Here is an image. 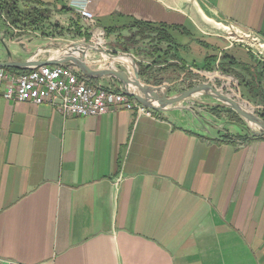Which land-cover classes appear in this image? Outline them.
<instances>
[{
	"label": "crops",
	"instance_id": "0c3cea01",
	"mask_svg": "<svg viewBox=\"0 0 264 264\" xmlns=\"http://www.w3.org/2000/svg\"><path fill=\"white\" fill-rule=\"evenodd\" d=\"M34 2L25 9H47L37 25L47 30L25 38L0 31V61H45L87 40L79 10L86 6L98 28L132 19L172 27L186 63L174 73L181 81L198 74L194 65L208 70L233 59L236 69L261 62L227 34L234 29L264 41V0ZM63 26L72 35H59ZM82 48L94 68L110 63L102 52ZM93 81L122 85L114 77ZM3 88L0 82V261L264 264V138H252L247 121L189 100L153 109V116L120 107L71 117L49 103L8 100Z\"/></svg>",
	"mask_w": 264,
	"mask_h": 264
},
{
	"label": "built area",
	"instance_id": "2783aa9c",
	"mask_svg": "<svg viewBox=\"0 0 264 264\" xmlns=\"http://www.w3.org/2000/svg\"><path fill=\"white\" fill-rule=\"evenodd\" d=\"M79 10L83 30L89 32L86 33L87 40H84L108 51L106 31L98 28L96 19L86 6L79 7ZM256 36L255 39L259 37ZM97 39L102 42H97ZM0 82L4 85V98L35 104L49 103L65 116H98L120 107L137 114L154 115L152 108L128 95L122 85L106 87L102 83H94L74 64H44L23 70L0 67Z\"/></svg>",
	"mask_w": 264,
	"mask_h": 264
},
{
	"label": "rangeland",
	"instance_id": "374dc122",
	"mask_svg": "<svg viewBox=\"0 0 264 264\" xmlns=\"http://www.w3.org/2000/svg\"><path fill=\"white\" fill-rule=\"evenodd\" d=\"M29 1L34 2V0H18L19 8H22L21 11L26 10L25 6L28 5L27 3ZM33 8L42 9L30 5V7H28V10H32ZM0 20H2V22L4 23V26H2L0 30L3 37L19 36L25 38L26 36H30V35L32 36L43 35L44 31L47 30L46 28L43 27H41L40 29L39 26L36 25L28 24L25 26H21L18 24L17 25L11 24V20L7 16L4 9L2 8L1 2H0ZM52 25L53 24L50 23V26L48 28H50ZM73 30L74 29H70L69 26L67 27L63 26L61 29L57 30V33L59 35L61 34L72 35L71 33L74 32ZM135 30L136 27H132V28L128 27L122 30L121 33L124 35H129L133 33ZM227 35L231 37V40L234 43L244 45L245 48L248 49V51L257 60L264 62V41L260 37L256 36L258 38L255 39L254 34H251L249 36L241 32H236L234 29L229 30ZM107 37H108L107 38L108 43L106 44V46L108 48V52H110L111 50H115L116 52H114V54L116 55L122 54V55H129L132 57L133 55L136 56V58L134 57L133 58L136 61V64L139 69V73H142V75L140 74V78L142 79V81L145 82V78H143V76H147L148 79H150V81L152 80L155 82H159L160 84L168 83L170 84V93L174 92V94L180 93L184 89H187L198 83L207 82L215 86L218 90L222 91L223 93L231 95L240 104L245 105L248 109L252 110L256 115L262 117L261 113L264 110V100L259 97L255 98L254 96H252L249 93L248 89L245 87V83L247 81H250L251 77L250 74L247 73L246 70H244V68L236 67L235 69L234 67H230V63L228 64L225 62H223L224 65L221 63L219 64V65H223V67L222 66L220 67L217 63L216 66L218 65L219 67H215V65H211L212 67L209 69L207 68L208 70H205V67L202 65L199 67L198 65H194L193 67L197 69L198 74L196 75L186 74L184 76V80L181 81L178 79L179 76L176 77L178 74H174V71H172V69L169 68L165 69V67L163 68V66L161 65L162 63L161 64L150 63L153 61L152 49L154 46H156V42L152 43L150 42L149 39H146L143 42H141L136 49L131 48L129 52H125L123 50V47L121 45H118V42H122V43L124 42L123 40H120L118 38V35L113 34L109 36L107 34ZM162 44L166 46V43H162ZM173 61L174 59L169 58L167 62L171 63ZM145 64H149L148 65L149 67L146 66ZM115 65L116 67L122 68L124 70H128L129 68L131 69L129 65L128 68L125 64H122L119 61H117ZM179 70H181L180 67ZM209 73H213V74L210 76ZM185 100H189L190 104L194 103L195 106L201 107V109L204 111L210 112L211 110H217V112L225 114L226 117H229L230 119H234L236 122H238L237 118L229 111V109L232 108L228 104L224 103L221 100H218L216 97H214L212 94L206 91H202L197 94H194L191 97L186 98ZM238 123L242 124L240 122ZM247 123L251 127L249 128L250 132L252 131L253 133L254 130H257L258 128L257 126H254L252 123H249L248 121ZM245 124H246V120H245ZM0 264H13V263L0 261Z\"/></svg>",
	"mask_w": 264,
	"mask_h": 264
},
{
	"label": "water",
	"instance_id": "95a60500",
	"mask_svg": "<svg viewBox=\"0 0 264 264\" xmlns=\"http://www.w3.org/2000/svg\"><path fill=\"white\" fill-rule=\"evenodd\" d=\"M82 47L89 49H96L105 56L107 55L110 59L116 54L108 52L104 49L98 48L86 40H77L69 43L66 47L62 48L61 54L59 56L41 61L35 58H29L24 61L18 60H6L0 61V67L5 68H16V69H28L34 66H40L44 64H58L62 63L63 60H69L72 64L78 67L84 74L92 79H100L104 77H114L117 78L121 83L128 95L135 97L141 104L152 108L154 110L166 111L172 108H177L178 106H173L177 103L182 102L188 97L197 94L202 91H206L216 97L218 100L223 101L228 104L237 114H239L244 120L249 123L255 124L258 128L253 131V135L264 136V119L256 115L252 110H249L242 106L234 97L225 94L218 90L215 86L207 82H201L193 85L187 89H184L180 93L169 96L170 84L163 83L161 85H152L142 81L140 78V73L135 59H132V63L136 68L133 76L128 70L118 68L113 64L109 63L103 68H94L89 64L81 52H84ZM82 48V49H81ZM8 54L11 55V51L8 49ZM134 80V81H133ZM134 83V84H133Z\"/></svg>",
	"mask_w": 264,
	"mask_h": 264
},
{
	"label": "trees",
	"instance_id": "16d2710c",
	"mask_svg": "<svg viewBox=\"0 0 264 264\" xmlns=\"http://www.w3.org/2000/svg\"><path fill=\"white\" fill-rule=\"evenodd\" d=\"M2 8L6 12L7 16L11 20V24L13 25H40L48 18V10L47 9H37L33 8L32 10H23L19 8L18 0H0ZM128 27H136V30L129 34L124 35L121 33L122 30ZM106 33L110 36L113 33H118V38L120 40L123 39L122 42H118V45L123 47L125 52H129L131 48L136 49L137 46L146 39H149L150 42H156V46L152 49V57L153 61L151 64L157 63H165V69L168 67H172V71L176 73L177 71H182L185 69L186 63L184 60L178 55L177 48L179 44L176 42L175 38L172 34V27L168 26L164 23H153L146 22L138 19H132L129 24L120 26V27H107L104 28ZM122 38V39H121ZM162 43H166L164 46ZM161 53L159 56H155L156 54ZM154 55V56H153ZM169 58L174 59L176 62H167ZM223 64V63H222ZM230 64L238 65L235 60L232 59ZM179 65V66H178ZM181 65V66H180ZM224 65V64H223ZM223 65H220V67ZM149 67V66H148ZM179 67L181 70H179ZM211 68L210 65L208 69ZM242 68L250 74L251 80L245 83V87L248 89L249 93L255 98H261L264 100V62H257L256 65L248 66L242 64ZM8 69H16V68H8ZM23 70V69H16ZM142 75V73H140ZM195 75V74H194ZM177 75L176 77H178ZM229 111L237 118L238 122L243 123L245 120L237 114L233 109H229ZM262 118L264 119V110L261 113ZM252 138H264V136L252 135Z\"/></svg>",
	"mask_w": 264,
	"mask_h": 264
},
{
	"label": "bare ground",
	"instance_id": "6f19581e",
	"mask_svg": "<svg viewBox=\"0 0 264 264\" xmlns=\"http://www.w3.org/2000/svg\"><path fill=\"white\" fill-rule=\"evenodd\" d=\"M97 42H102V40L97 39ZM106 57H108V56L106 55ZM109 60H110L111 64H115L117 61L127 63L131 67L132 76L134 75L136 68L134 67V65L132 63V59L128 55H122V54L115 55V56H112ZM241 105L244 106L245 108H247L245 105H243V104H241ZM253 125L256 126L255 124H253Z\"/></svg>",
	"mask_w": 264,
	"mask_h": 264
}]
</instances>
